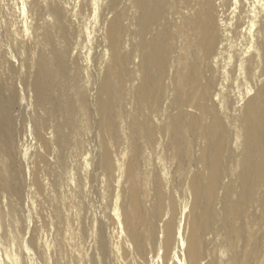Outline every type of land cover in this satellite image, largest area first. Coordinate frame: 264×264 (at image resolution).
Returning <instances> with one entry per match:
<instances>
[{
    "label": "bare ground",
    "instance_id": "1",
    "mask_svg": "<svg viewBox=\"0 0 264 264\" xmlns=\"http://www.w3.org/2000/svg\"><path fill=\"white\" fill-rule=\"evenodd\" d=\"M0 264H264V0H0Z\"/></svg>",
    "mask_w": 264,
    "mask_h": 264
},
{
    "label": "rangeland",
    "instance_id": "2",
    "mask_svg": "<svg viewBox=\"0 0 264 264\" xmlns=\"http://www.w3.org/2000/svg\"><path fill=\"white\" fill-rule=\"evenodd\" d=\"M14 112H15L14 114H15L16 118H21L22 114H21V110L20 109H15ZM180 184H181L180 180H176L175 181V185L178 187L179 191L181 190V188H180L181 185ZM174 209H175V217L177 218L178 217V212H179V202H178L177 199H176V201H174Z\"/></svg>",
    "mask_w": 264,
    "mask_h": 264
}]
</instances>
